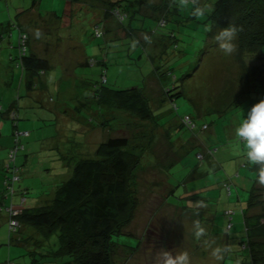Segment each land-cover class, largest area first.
I'll list each match as a JSON object with an SVG mask.
<instances>
[{
  "label": "rangeland",
  "instance_id": "obj_1",
  "mask_svg": "<svg viewBox=\"0 0 264 264\" xmlns=\"http://www.w3.org/2000/svg\"><path fill=\"white\" fill-rule=\"evenodd\" d=\"M190 1L184 0L181 15L169 16L158 31L175 33L164 43L161 35L146 39L143 31L116 38V22L110 19L113 32L96 36V26L104 24L97 0H0V264H32L29 249L36 245L20 239L27 233L41 237L26 227L11 232L10 208L51 198L77 161L95 156L98 145L115 136L127 137L129 149L144 156L136 178L139 208L129 233L115 236L119 264H167L169 257L185 252L189 264H253L243 209L256 173L243 166L247 149L235 129L256 103L242 94L248 86L246 70L262 57L248 55L244 69L235 52L225 55L217 45L209 46L215 34H205L208 15L191 16L198 3ZM215 1L198 0L212 11ZM32 7L36 15L18 17L30 37L28 54L32 47L53 67L29 89L20 59V29L13 27L12 35L3 31L16 21L18 9ZM52 11L62 18L56 21ZM141 22L149 26L152 21ZM133 23L140 27L139 20ZM256 77H250V84L262 78ZM102 83L145 88L157 120H143L112 104L101 106L94 92ZM177 91L182 94L174 96ZM188 115L194 128L182 121ZM16 140L20 149L11 158ZM197 223L205 230L199 239ZM50 242L57 247V233Z\"/></svg>",
  "mask_w": 264,
  "mask_h": 264
},
{
  "label": "trees",
  "instance_id": "obj_2",
  "mask_svg": "<svg viewBox=\"0 0 264 264\" xmlns=\"http://www.w3.org/2000/svg\"><path fill=\"white\" fill-rule=\"evenodd\" d=\"M97 1L101 6L99 8H103L102 21L105 24L113 19L114 22H117L116 38L121 33L124 36L136 37V33L143 31L148 32L147 39L152 38L155 34L161 35L158 34V31L166 27L169 16L172 14L181 15L184 0ZM190 3H198L197 6H200L198 0H192ZM26 11L29 10L18 12L16 21H10L4 28L3 34L12 35V28L20 26L18 17ZM49 14L56 21L62 18L54 11ZM39 15L41 18L44 17L41 13ZM126 19L129 20L128 23L125 22ZM146 19L152 21L149 26L141 22ZM135 20L140 21V27H135L133 23ZM205 22L206 25H211L208 26L205 33L207 38L229 23L236 24L241 28L236 42V60L241 62L245 69L248 55L258 53L262 57L260 64L246 70L248 86L242 96L251 95L256 102L264 99V0H216L213 11L207 16ZM105 24L96 26V36L105 34V30H107ZM19 29L21 32L19 37L21 65L25 70L26 85L29 89H33L36 78L41 75V72L51 69L53 65L49 59L34 52L32 47H30L31 53L28 54L29 34L24 28L19 27ZM119 31L120 33H118ZM22 35L27 36L25 44L21 40ZM160 37H164L165 43V39L175 38V33L165 32ZM139 43L146 48L144 42L139 41ZM210 45L216 47L217 44L210 42ZM155 71L161 76L162 72L157 67H155ZM257 75L262 76L259 82L254 85L250 84V77ZM240 80H244V77H241ZM104 85L102 83L101 88L94 92L95 98L101 106L105 107V104L108 103L132 112L143 120H153V122L157 120L158 115L156 116L154 112L145 88L133 86L118 89ZM164 87L166 92H169V85H164ZM260 93H262L261 96ZM103 94L109 96V100ZM181 94V91H177L174 96ZM190 117L192 118V116ZM1 136L0 132V138ZM20 145L19 140H16V145L10 150L11 158L15 157ZM129 145V140L125 136L108 138L98 145L95 156L77 161L72 175L56 186L52 191L51 198L36 205L25 206L22 203L20 212L16 215L12 210H9L10 213L7 217L10 221L11 232L22 231V227H26L41 236L36 238L34 233H27L20 239L23 241L22 244H29L32 240L36 245L35 249H29L32 264H45V262L48 264H119L116 258L119 243L115 240V236L127 232L126 229L133 222L140 205L136 178L140 166L143 165L144 156L142 153L129 149ZM243 157H245L243 166L256 173V176L252 178L253 184L249 191L247 206L243 209L247 248L252 263L263 264L264 185L260 182L259 177L264 172V165L250 163L246 152ZM6 183L11 184L7 181ZM226 185L230 186V184ZM0 203H3V200ZM258 208L260 210H255ZM12 221H16L18 224L13 226ZM55 233H57V242L54 244L57 247H53V243L50 242ZM5 264L16 263L10 260Z\"/></svg>",
  "mask_w": 264,
  "mask_h": 264
},
{
  "label": "clouds",
  "instance_id": "obj_3",
  "mask_svg": "<svg viewBox=\"0 0 264 264\" xmlns=\"http://www.w3.org/2000/svg\"><path fill=\"white\" fill-rule=\"evenodd\" d=\"M212 9L204 4L194 8L193 15L196 17H205L211 13ZM211 31V29H208ZM241 28L236 24H227L215 33L213 39L218 48L225 55H231L236 51V42L238 40ZM36 36H40L37 31ZM235 135L245 143L246 156L250 163L264 165V99H260L247 110L244 118L239 122L235 129ZM260 182L264 183V172L261 173ZM195 236L199 239L205 234L204 228L198 223L196 225ZM167 264H189L188 254L182 253L175 259L168 258Z\"/></svg>",
  "mask_w": 264,
  "mask_h": 264
},
{
  "label": "built area",
  "instance_id": "obj_4",
  "mask_svg": "<svg viewBox=\"0 0 264 264\" xmlns=\"http://www.w3.org/2000/svg\"><path fill=\"white\" fill-rule=\"evenodd\" d=\"M21 40L23 41V43L25 44L26 40H27V36L26 35H22V38ZM182 121L185 123L186 122V125H188L190 128H194V122H193V118H191L189 115L187 117H183L182 118ZM228 190L231 191L230 189V186H228ZM15 207H19L18 210H15L14 211V207L12 206L10 208V210H12L13 214H18L20 212V209H21V205H18V206H15ZM232 210H229L228 213H231ZM13 226H16L18 223L16 221H12L11 222Z\"/></svg>",
  "mask_w": 264,
  "mask_h": 264
},
{
  "label": "crops",
  "instance_id": "obj_5",
  "mask_svg": "<svg viewBox=\"0 0 264 264\" xmlns=\"http://www.w3.org/2000/svg\"><path fill=\"white\" fill-rule=\"evenodd\" d=\"M77 1V0H76ZM81 3V2H85V0H79L78 2H76V4H78V3ZM71 9H72V11L74 10V8L76 9V7H70ZM21 11H23V9H18L17 10V13L18 12H21ZM26 12H32V13H34L35 15H36V12H37V10H36V7H32L29 11H26ZM26 12H24V13H26ZM55 12V11H54ZM102 13V12H101ZM39 14V13H38ZM114 20V19H113ZM114 22V21H113ZM117 23V22H116ZM115 23V25L117 26V24ZM105 24V23H104ZM110 24H111V22L110 21H108L107 22V24H105V27H106V29L108 30H112V29H114V28H112V27H109L110 26ZM251 180H252V178H250ZM252 184H253V180H252ZM53 191V190H52ZM46 201V200H45ZM43 202V201H42ZM36 204H39V203H36Z\"/></svg>",
  "mask_w": 264,
  "mask_h": 264
}]
</instances>
